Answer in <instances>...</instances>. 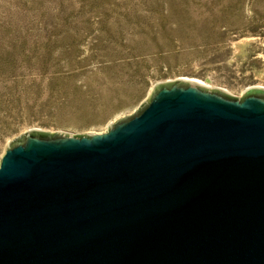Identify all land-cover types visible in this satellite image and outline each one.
<instances>
[{
	"label": "water",
	"instance_id": "1",
	"mask_svg": "<svg viewBox=\"0 0 264 264\" xmlns=\"http://www.w3.org/2000/svg\"><path fill=\"white\" fill-rule=\"evenodd\" d=\"M0 264H264V88L178 80L107 132L17 138Z\"/></svg>",
	"mask_w": 264,
	"mask_h": 264
},
{
	"label": "rangeland",
	"instance_id": "2",
	"mask_svg": "<svg viewBox=\"0 0 264 264\" xmlns=\"http://www.w3.org/2000/svg\"><path fill=\"white\" fill-rule=\"evenodd\" d=\"M178 80L264 88V0H0V157L32 131L107 132Z\"/></svg>",
	"mask_w": 264,
	"mask_h": 264
},
{
	"label": "bare ground",
	"instance_id": "3",
	"mask_svg": "<svg viewBox=\"0 0 264 264\" xmlns=\"http://www.w3.org/2000/svg\"><path fill=\"white\" fill-rule=\"evenodd\" d=\"M246 40H242L241 41V43L242 42H245ZM194 82V81H193ZM195 83H197V84H199L198 82H195ZM201 85V84H200ZM117 119V118H116ZM94 132V131H93ZM95 133H97V134H100V133H103V132H95ZM1 162H2V157H0V165H1Z\"/></svg>",
	"mask_w": 264,
	"mask_h": 264
},
{
	"label": "flooded vegetation",
	"instance_id": "4",
	"mask_svg": "<svg viewBox=\"0 0 264 264\" xmlns=\"http://www.w3.org/2000/svg\"><path fill=\"white\" fill-rule=\"evenodd\" d=\"M252 89H256V88H252ZM252 89H251V90H252ZM241 96H243V94H242Z\"/></svg>",
	"mask_w": 264,
	"mask_h": 264
}]
</instances>
